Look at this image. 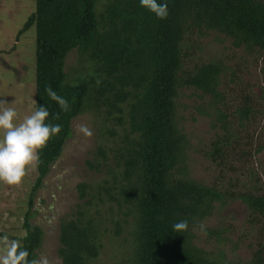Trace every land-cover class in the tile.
Returning a JSON list of instances; mask_svg holds the SVG:
<instances>
[{
	"label": "trees",
	"instance_id": "trees-1",
	"mask_svg": "<svg viewBox=\"0 0 264 264\" xmlns=\"http://www.w3.org/2000/svg\"><path fill=\"white\" fill-rule=\"evenodd\" d=\"M157 2L167 3V19H158L140 0H104L102 4L98 0H35V11L15 40L18 42L21 35L35 27V111L41 105L46 106L50 113L46 123L59 124L62 130L40 152L41 163L30 189L28 209L32 205L31 196L62 155L72 120L88 111L99 118L98 113L103 111L106 122L118 121L121 127L128 123L129 132L113 157L117 172L111 182L115 188H109L105 181L98 196L103 192L119 209L126 208L124 217H133L129 263L222 264L221 252L216 259L191 254L182 239L187 231L173 229L181 220H187L188 226L195 224L196 218L211 214L215 204L225 205L226 198L221 190L191 180L170 182L174 166L184 158L182 137L173 132L174 99L179 85L195 87L210 97L216 120L223 123L228 134L226 139L234 138L229 131V117L217 108L221 104L218 92L221 67L208 64L193 77L180 80L177 75L181 67V41L192 29L222 35L232 39L236 48L264 55V0ZM72 51L88 57L93 70L88 79L83 78L77 84L66 80L64 72V59ZM49 86L68 101L69 111L64 112L48 96L45 89ZM124 107H128L127 112ZM251 115V106L245 102L231 116L247 122ZM107 133L115 137L112 130ZM133 135H136L134 139ZM224 149V143L212 144L207 159L215 165L224 163ZM261 150L258 148L255 154ZM108 152L105 147H98V158L88 163V167L95 172L107 168ZM249 189L232 193L229 199L240 200L249 211L248 223L258 226L264 223V190L254 186ZM88 190L89 186L78 185L80 200L85 201ZM97 201L103 202L101 198ZM90 204V200L84 202L85 206ZM76 214L81 218L83 213ZM30 216L28 212L24 217L25 234L20 244L32 260L41 248L43 231L29 223ZM115 228L118 235L119 224ZM97 238L91 220L64 221L58 236L61 264H88L95 260L99 256ZM263 258L260 251L256 264H263Z\"/></svg>",
	"mask_w": 264,
	"mask_h": 264
},
{
	"label": "rangeland",
	"instance_id": "rangeland-1",
	"mask_svg": "<svg viewBox=\"0 0 264 264\" xmlns=\"http://www.w3.org/2000/svg\"><path fill=\"white\" fill-rule=\"evenodd\" d=\"M98 2L102 4L104 0ZM34 11L35 0H0V98L11 102L10 106L18 114L17 123L35 111V27L15 42L16 33ZM13 46L16 49H12ZM64 62L66 80L71 84L88 79L93 72L89 58L77 51L66 55ZM212 63L219 65L222 71L218 88L221 104L216 103L217 108L229 117V131L234 138L226 139L228 134L223 123L216 120L210 97H205L195 87L180 84L174 99L173 132L182 137L184 158L174 166L170 182L183 178L217 188L226 196L225 205L217 203L211 214L196 218V223L188 226L182 239L193 255L216 259L221 252L222 264H256L260 251L264 253V223L250 225L246 206L240 200L229 198L230 194L249 191L253 186L264 190V55L236 48L232 39L222 35L188 30L181 41L178 78L185 81L199 68ZM112 100L110 96V102ZM244 101L252 110L247 122L231 116ZM127 108L124 107L125 112ZM98 114L99 118L88 111L72 120L71 134L64 143L62 155L31 196L30 210L28 203L37 177L36 168L20 187L0 182V238L7 236L9 241L20 242L25 234L24 217L29 212V223L43 231L41 248L36 251L40 264H61L59 228L70 219L91 220L97 229L99 256L88 264H131L133 217H124L126 208L119 209L103 192L98 196L105 181L109 188H115L111 182L117 172L113 157L123 145L120 142L123 136L129 132L128 123L124 122L121 127L118 121L106 122L103 111ZM81 124L89 127L93 133L91 137L78 131ZM108 130H112L115 137H109ZM216 142L224 143L225 148L226 157L220 165L206 157ZM98 147L109 151V162L107 168L95 172L88 163L98 158ZM258 148L262 150L255 154ZM80 184L90 187L85 201L79 199L77 187ZM99 198L103 202H98ZM86 200L91 204L85 206ZM77 212L83 213L81 218ZM116 224L120 226L118 235ZM3 248L0 239V254Z\"/></svg>",
	"mask_w": 264,
	"mask_h": 264
},
{
	"label": "clouds",
	"instance_id": "clouds-1",
	"mask_svg": "<svg viewBox=\"0 0 264 264\" xmlns=\"http://www.w3.org/2000/svg\"><path fill=\"white\" fill-rule=\"evenodd\" d=\"M140 3L154 13L158 19H167L169 15L167 3L161 4L157 0H140ZM99 83L100 80H97L98 85ZM45 90L64 112L69 111L68 101L64 97L58 95L50 86ZM10 104L9 100L0 98V135H2L0 139V182L20 187L30 171L41 163L40 152L62 129L59 124L46 123L50 113L44 105L17 123V111ZM78 131L87 137L93 135L89 127L84 124L79 125ZM200 227L203 229V225ZM173 229L176 232L186 231L188 221L181 220L175 223ZM0 239L4 244L2 254H0V264H40V261L36 259H28L29 252L21 247L18 240L9 241L7 236Z\"/></svg>",
	"mask_w": 264,
	"mask_h": 264
},
{
	"label": "crops",
	"instance_id": "crops-1",
	"mask_svg": "<svg viewBox=\"0 0 264 264\" xmlns=\"http://www.w3.org/2000/svg\"><path fill=\"white\" fill-rule=\"evenodd\" d=\"M17 34V33H16ZM15 38H16V36H15ZM15 42H16V40H15ZM2 53V52H1Z\"/></svg>",
	"mask_w": 264,
	"mask_h": 264
}]
</instances>
